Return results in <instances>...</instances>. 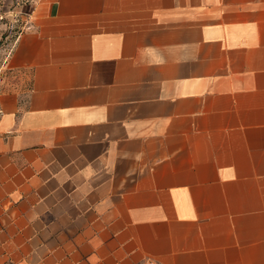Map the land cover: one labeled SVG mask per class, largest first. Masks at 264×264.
I'll return each mask as SVG.
<instances>
[{
    "label": "crops",
    "instance_id": "crops-1",
    "mask_svg": "<svg viewBox=\"0 0 264 264\" xmlns=\"http://www.w3.org/2000/svg\"><path fill=\"white\" fill-rule=\"evenodd\" d=\"M4 0H0V18ZM0 94V264H264V0H34Z\"/></svg>",
    "mask_w": 264,
    "mask_h": 264
},
{
    "label": "rangeland",
    "instance_id": "rangeland-1",
    "mask_svg": "<svg viewBox=\"0 0 264 264\" xmlns=\"http://www.w3.org/2000/svg\"><path fill=\"white\" fill-rule=\"evenodd\" d=\"M34 0H4L0 18V94L29 88L28 74L11 68L10 52L22 30L29 24V9Z\"/></svg>",
    "mask_w": 264,
    "mask_h": 264
}]
</instances>
